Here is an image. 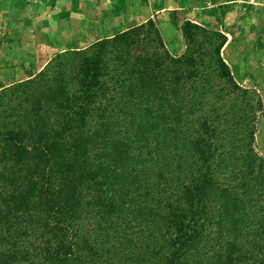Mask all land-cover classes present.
Wrapping results in <instances>:
<instances>
[{
    "label": "trees",
    "instance_id": "trees-1",
    "mask_svg": "<svg viewBox=\"0 0 264 264\" xmlns=\"http://www.w3.org/2000/svg\"><path fill=\"white\" fill-rule=\"evenodd\" d=\"M149 20L0 89V264H264L255 92L224 33Z\"/></svg>",
    "mask_w": 264,
    "mask_h": 264
},
{
    "label": "rangeland",
    "instance_id": "rangeland-1",
    "mask_svg": "<svg viewBox=\"0 0 264 264\" xmlns=\"http://www.w3.org/2000/svg\"><path fill=\"white\" fill-rule=\"evenodd\" d=\"M149 20L172 55L185 49V21L226 35L222 59L262 103L254 151L264 157V0H0V89L33 77L57 54Z\"/></svg>",
    "mask_w": 264,
    "mask_h": 264
}]
</instances>
